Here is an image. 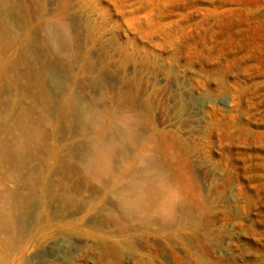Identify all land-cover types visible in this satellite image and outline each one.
<instances>
[{"label":"rangeland","instance_id":"rangeland-1","mask_svg":"<svg viewBox=\"0 0 264 264\" xmlns=\"http://www.w3.org/2000/svg\"><path fill=\"white\" fill-rule=\"evenodd\" d=\"M129 110L142 142L96 163L87 116L102 135ZM25 120L24 162L0 155V264H264V0H0V139ZM142 154L166 183L129 212L157 179Z\"/></svg>","mask_w":264,"mask_h":264},{"label":"bare ground","instance_id":"bare-ground-1","mask_svg":"<svg viewBox=\"0 0 264 264\" xmlns=\"http://www.w3.org/2000/svg\"><path fill=\"white\" fill-rule=\"evenodd\" d=\"M52 23V22H51ZM50 29L48 33V41L52 42L58 40L64 47L68 46V34L65 32L64 28L55 21L53 25H48ZM60 45V44H59ZM89 128L96 132L97 136L101 138V141L95 143L93 140V152L97 161H108L111 156L127 155V151L130 145H133L137 149L138 145L142 142L143 135H140L135 129V125L139 121V118L135 115L133 110H129L127 113L114 121V127L109 131V133H104L102 135L100 132L106 129L108 122H95V120L87 116ZM15 125V124H14ZM18 125V124H17ZM15 127V126H14ZM32 127L29 125L28 121H23L20 127L16 128L15 131L10 132V135L6 138L0 139V155L5 158L12 157L15 162L22 163L26 159L28 151L31 150L32 146L28 145L26 142V135L29 131H32ZM105 132V131H103ZM102 132V133H103ZM141 133V132H140ZM104 135V136H103ZM96 136V137H97ZM106 155V156H105ZM90 153L84 157L82 161L83 165L90 163L92 160H88ZM143 167L142 170H147L149 167L151 170L156 171L153 176L157 178L154 183H150L148 186L135 189V194H131L128 190L121 197V206L124 210L129 212L141 211L147 209L151 204L155 203L159 197V193L164 189L166 180L162 175V166L158 160L154 159V154H142ZM159 158V157H158ZM96 168V166H94ZM141 170V171H142ZM106 173L98 170L96 175L100 180L107 181L108 177L103 176ZM157 176V177H156ZM188 183V179H186ZM190 185V183H189ZM183 203H188L186 198H182ZM169 205V204H168ZM166 205V206H168ZM176 204L173 202L169 207H167L166 212L162 215V220L164 222H170L176 220ZM1 216V212H0ZM1 218V217H0ZM19 215L16 213H11L10 216L7 215L5 223L8 226L12 224H17L19 222Z\"/></svg>","mask_w":264,"mask_h":264}]
</instances>
